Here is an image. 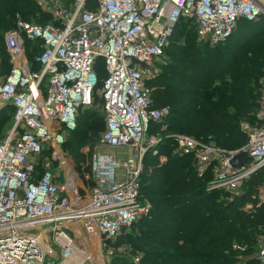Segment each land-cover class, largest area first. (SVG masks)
<instances>
[{
	"label": "built area",
	"instance_id": "built-area-1",
	"mask_svg": "<svg viewBox=\"0 0 264 264\" xmlns=\"http://www.w3.org/2000/svg\"><path fill=\"white\" fill-rule=\"evenodd\" d=\"M86 1L56 7V23L18 15L4 35L12 68L0 82V110L11 105L14 121L0 138V264H104L103 250L110 252L124 230L151 216L140 180L146 153L158 155L163 136L148 133L152 123L164 126L170 108L154 104L148 81L159 75L157 62L179 21L193 20L199 42L215 46L241 18H264V0H98L95 9H86ZM32 46L37 70L28 59ZM98 59L107 75L97 90ZM95 92L103 98L106 127L86 147L89 171L82 176L69 162L66 139L79 111L95 105ZM255 116L245 123L248 141L238 149L175 135L178 151L194 157L200 177L213 170L207 190L229 201L264 168V84ZM129 147L133 157H118L116 150ZM242 152L248 160L237 167L233 160L238 163ZM262 203L264 184L243 209L253 212ZM256 259L264 264V233Z\"/></svg>",
	"mask_w": 264,
	"mask_h": 264
},
{
	"label": "trees",
	"instance_id": "trees-1",
	"mask_svg": "<svg viewBox=\"0 0 264 264\" xmlns=\"http://www.w3.org/2000/svg\"><path fill=\"white\" fill-rule=\"evenodd\" d=\"M97 5L98 0L86 1V9ZM17 14L29 22L37 18L38 24L56 23L34 0H0V74L4 75L12 68L4 35L16 27ZM237 29L241 35L236 40L212 46L199 42L193 20L179 21L166 49L169 60L161 73L148 81L154 104L168 106L170 115L165 132L163 124L152 123L148 133L161 132L163 136L156 147L159 154L154 155L153 150L146 153L140 180L141 200L151 205V216L139 220L131 231L124 230L125 243L140 257L116 255L112 264H258L257 238L264 233V203L253 212L243 207L264 184V168L242 186L240 196L229 201L221 191L207 190L213 170L200 177L194 157L181 154L174 139L166 136L169 132L185 134L229 150L247 143L241 123H254L260 107L264 18H241L228 40ZM95 69L98 90L107 75L103 59H98ZM13 114L11 105L0 110V131L10 121L13 124ZM104 118L103 98L95 92V105L79 111L77 127L66 139L77 167L85 159L84 146H94L98 140ZM160 157L166 161L161 162ZM234 244L246 249H235Z\"/></svg>",
	"mask_w": 264,
	"mask_h": 264
},
{
	"label": "rangeland",
	"instance_id": "rangeland-1",
	"mask_svg": "<svg viewBox=\"0 0 264 264\" xmlns=\"http://www.w3.org/2000/svg\"><path fill=\"white\" fill-rule=\"evenodd\" d=\"M34 1L37 3V5L41 9V11H43V12H45L48 15L53 16V17H54V10H55L56 7H66L68 9H70V8H72L74 6V4L76 2V0H70V1L69 0H34ZM18 15L21 16L20 14H17L16 15L17 18H18ZM35 20H37V18H32V22L33 23H38L39 22V21L36 22ZM193 24L194 23H192L191 27L193 26ZM240 27H243V25H241ZM240 35H241V29H237L236 33H234L233 38L228 40L227 42H225L223 44L227 45L231 40H236ZM27 54H28V59H29L30 63L33 64L34 68L37 70V67L34 64V55H35L34 49L29 48ZM168 60H169V56L166 53L165 58L163 60H160V61L157 62V65L159 67V71L161 69H163L162 68L163 65ZM160 73H161V71H160ZM6 76L7 75H4L3 73L0 74V82L4 81L6 79ZM263 84H264V79L261 80V93H262V89H263ZM245 123H251V122L247 121V120H244L241 123V128H242L243 132L246 134V136L248 137V132H247V130L245 128ZM12 126H13V124L11 123V121H10V123L5 124L3 130L0 131L1 132L0 134L2 135V137H4L10 131ZM105 127H106V118H104L102 132L105 130ZM166 128H167L166 122H164V126L162 127V130L165 132ZM158 133L160 135H162L161 132H158ZM178 134L179 133L169 132V134L166 135V136L172 137L174 139L177 149H178V146H177V143H176V140H175V135H178ZM181 135H185V134H181ZM87 146H89V144H86L84 146V148H83V154L85 155V159L80 163V167H77V164H76L75 160L72 159L74 154L71 153V148H70L71 146L69 144L66 145V150H67V154H68L67 157H68V159H70L69 162L75 167V169L82 176L87 174L88 171H89L90 152L86 151V147ZM107 152L114 153V150H107ZM116 152H117L118 157L129 158V157H133V155H134V150L132 148H130V147L129 148H119L118 150H116ZM131 229L132 228H130L128 230L131 231ZM126 232L123 231L113 242H111V246H112V249L110 250L111 253L109 252V250H105V249L103 250L102 256L105 259L104 264L107 262V260H110L111 264H112V259L116 255H130V254H132L133 256H136L137 258L140 257V254H136V252L132 251L131 246L128 245L127 243H125V235H126L125 233Z\"/></svg>",
	"mask_w": 264,
	"mask_h": 264
},
{
	"label": "water",
	"instance_id": "water-1",
	"mask_svg": "<svg viewBox=\"0 0 264 264\" xmlns=\"http://www.w3.org/2000/svg\"><path fill=\"white\" fill-rule=\"evenodd\" d=\"M236 159L238 160V163H235V160H233V163L235 166L240 167L248 160V154L246 152H242L236 157Z\"/></svg>",
	"mask_w": 264,
	"mask_h": 264
}]
</instances>
